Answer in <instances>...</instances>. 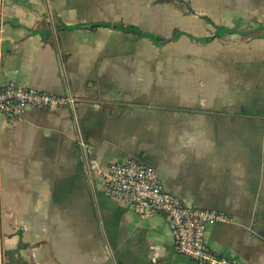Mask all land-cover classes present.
<instances>
[{
  "label": "crops",
  "instance_id": "0c3cea01",
  "mask_svg": "<svg viewBox=\"0 0 264 264\" xmlns=\"http://www.w3.org/2000/svg\"><path fill=\"white\" fill-rule=\"evenodd\" d=\"M70 108L0 115V264H197L162 214L105 194L102 169H155L205 234L264 264V0H0V89Z\"/></svg>",
  "mask_w": 264,
  "mask_h": 264
},
{
  "label": "built area",
  "instance_id": "2783aa9c",
  "mask_svg": "<svg viewBox=\"0 0 264 264\" xmlns=\"http://www.w3.org/2000/svg\"><path fill=\"white\" fill-rule=\"evenodd\" d=\"M78 100L72 95L54 96L11 82L0 89V115L8 124L22 121L27 110L47 111L70 108L75 113ZM79 146L88 160L90 173L103 177L105 194L122 200L138 214H162L172 232L174 249L197 264H235L211 250L205 241L207 229L229 217L211 210L189 207L165 190L155 169L138 161L112 164L104 169L94 158L92 147L82 139Z\"/></svg>",
  "mask_w": 264,
  "mask_h": 264
}]
</instances>
